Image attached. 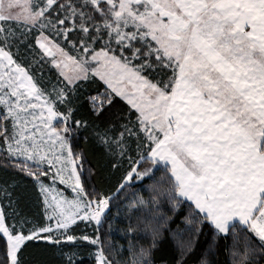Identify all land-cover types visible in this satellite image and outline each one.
<instances>
[{
    "label": "snow or ice",
    "instance_id": "obj_1",
    "mask_svg": "<svg viewBox=\"0 0 264 264\" xmlns=\"http://www.w3.org/2000/svg\"><path fill=\"white\" fill-rule=\"evenodd\" d=\"M0 170V264H264V0H0Z\"/></svg>",
    "mask_w": 264,
    "mask_h": 264
},
{
    "label": "trees",
    "instance_id": "obj_2",
    "mask_svg": "<svg viewBox=\"0 0 264 264\" xmlns=\"http://www.w3.org/2000/svg\"><path fill=\"white\" fill-rule=\"evenodd\" d=\"M45 75H48L47 70H45ZM83 147V144L81 145ZM90 165L91 166H97V167H103V161L99 159V157H91L90 158ZM89 165H86V167ZM6 174L0 170V180L6 179ZM101 183L103 181L97 183V187L101 186ZM61 188V187H60ZM68 193V191H65ZM26 210L29 211H35L34 203L29 199L26 202ZM111 230L108 229V226L105 225V228L102 232V240L104 244V249L106 252H111L113 256H115L117 259H125L127 256L126 249L128 247V241L125 238L124 230L127 227V219L124 215L117 216L116 210L113 209L112 215H111ZM174 227V225H173ZM84 229V225H81V230ZM89 232H91V229H87ZM207 232V230H206ZM209 236L207 234L202 235L199 240L198 247L200 250H203L207 246ZM140 243H144V241L137 242V246H139ZM111 245V248L109 247ZM121 246H123V249L125 251H121ZM83 257L86 264H94V256H90L88 251H81L80 255L76 258L78 261L79 259ZM172 257H173V249L171 243H165L159 250L156 251V254L154 256V259L156 261V264H172ZM28 259L30 261L32 260H40V261H46L47 264H59V256L55 252H48L46 254L40 253L38 250H33L31 253L28 254ZM192 259H195L193 257ZM217 259L219 260L220 264H225V262L228 259L227 253L224 251L223 245L221 244L219 253L217 255Z\"/></svg>",
    "mask_w": 264,
    "mask_h": 264
},
{
    "label": "rangeland",
    "instance_id": "obj_3",
    "mask_svg": "<svg viewBox=\"0 0 264 264\" xmlns=\"http://www.w3.org/2000/svg\"><path fill=\"white\" fill-rule=\"evenodd\" d=\"M5 3L8 2V0H4ZM13 11H18V9H13ZM58 187H61L62 190H64V192L67 190L68 193L65 192L66 195H68L69 197L73 196L74 194L71 192L70 189L66 188L64 185H58Z\"/></svg>",
    "mask_w": 264,
    "mask_h": 264
}]
</instances>
